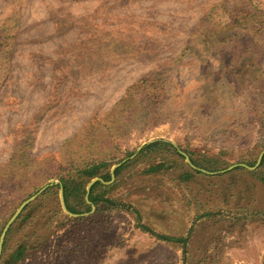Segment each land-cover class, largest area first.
Segmentation results:
<instances>
[{"label":"rangeland","instance_id":"374dc122","mask_svg":"<svg viewBox=\"0 0 264 264\" xmlns=\"http://www.w3.org/2000/svg\"><path fill=\"white\" fill-rule=\"evenodd\" d=\"M262 118L264 0H0V236L55 183L0 264H264V167L180 153L258 162ZM104 159L120 208L69 216L61 176Z\"/></svg>","mask_w":264,"mask_h":264},{"label":"trees","instance_id":"16d2710c","mask_svg":"<svg viewBox=\"0 0 264 264\" xmlns=\"http://www.w3.org/2000/svg\"><path fill=\"white\" fill-rule=\"evenodd\" d=\"M260 133L262 136H264V118H262V125L260 128ZM262 139L263 138H261V140ZM165 148L171 149L173 150L175 154H177V151H176L177 148L175 145L170 144L166 141H162V140L155 141L151 144H148L140 152L142 154V153L153 151L155 149H165ZM192 160L198 167L202 166V163H199L194 158H192ZM256 163H257V159L254 161V163L249 164V165H255ZM126 165L127 164H123L121 167H119L116 170L115 174L119 175V173L126 167ZM111 167H112V164H109V162H107V160L105 159L100 160V161L99 160H86L82 166L81 165L74 166V164H71V166L67 169L66 174L61 176L60 187L64 188V194H65L67 206L73 213H85V212L91 211L92 207L90 204L87 203L86 198H85L87 194L86 188L88 184L96 177H100L106 181L112 180ZM161 167L162 166H160L159 168ZM260 167H264V158L261 162ZM159 168H152V169L155 171V169H159ZM99 187L106 188V185L101 181H97L93 185L91 192H90V196H89L90 200L97 206V212L101 210L105 212L104 210H107L109 208L111 211L120 208L118 202L110 198H107L105 196V193L95 194L96 190ZM52 189L53 188L49 189L44 194V197H46L50 192H52ZM160 239L165 240V241L181 242L183 243L184 246L186 245L188 241L187 238H173V237H168V236H160ZM5 245H6V242H5ZM23 252H24V248L16 251V253L13 254V259H14L13 261L17 262L18 260H20L21 256L23 255Z\"/></svg>","mask_w":264,"mask_h":264},{"label":"water","instance_id":"95a60500","mask_svg":"<svg viewBox=\"0 0 264 264\" xmlns=\"http://www.w3.org/2000/svg\"><path fill=\"white\" fill-rule=\"evenodd\" d=\"M169 142V141H168ZM153 142H150L149 144H151ZM170 143H172L173 145L176 146V144L172 141H170ZM145 147V146H144ZM144 147H141L139 149V152L144 148ZM180 151V150H179ZM181 154H183L188 162V164L195 170H199V171H202L206 174H211V175H214V174H217V173H223V172H226V171H230V170H233L235 169L236 167H245V168H248L250 170H255L262 162L263 158H264V151L260 154L259 156V159H258V162L255 166L251 167L249 165H246V164H236V165H232L230 166L228 169L226 170H222V171H219V172H211V171H208V170H205V169H201L199 167H197L193 161L191 160L190 156L187 155L185 152H182L180 151ZM132 158V157H131ZM127 161L124 160L122 162H120L119 164L115 165L113 168H112V171H111V175H112V180L111 181H105L103 180L102 178H95L93 179L88 187H87V195H86V199H87V202L88 204L91 205L92 209L89 213H73L67 206V203H66V199H65V194H64V188L61 187V203H62V207L64 209V211L71 217H82V216H85L87 214H91L93 213L95 210H96V205L90 200L89 196H90V192H91V189L93 187V185L97 182V181H101L105 184H109V183H112L115 178H116V170L121 167L125 162ZM55 183L54 181H52L51 183L47 184L46 186H44L38 193L34 194L33 196H31L30 198H28L25 202H23V204L18 208V210L15 212V214L11 217V219L7 222V224L5 225L2 233H1V236H0V262H1V259H2V255H3V252H4V246H5V242H6V238H7V235H8V232L10 230V228L12 227V225L17 221V219L20 217V215L23 213V211L25 210V208L31 204L32 202H34L41 194H43L48 188H50L51 186H53ZM61 185V183H59Z\"/></svg>","mask_w":264,"mask_h":264},{"label":"crops","instance_id":"0c3cea01","mask_svg":"<svg viewBox=\"0 0 264 264\" xmlns=\"http://www.w3.org/2000/svg\"><path fill=\"white\" fill-rule=\"evenodd\" d=\"M257 240H258L259 242H262V240H260V239H258V238H257ZM240 251H245V250L240 249L239 252H240ZM245 252H246V251H245ZM254 252H259V250H256V249H255ZM263 253H264V252H263ZM241 255H244V254H241ZM254 255H256V254H254ZM260 256H261V255H259V256L256 255L257 258L254 257V260H248L247 262L245 261V262H243V264H246V263H247V264H261V262H260ZM258 258H259V259H258ZM263 259H264V256H263Z\"/></svg>","mask_w":264,"mask_h":264}]
</instances>
